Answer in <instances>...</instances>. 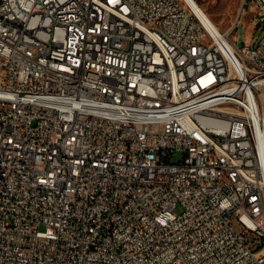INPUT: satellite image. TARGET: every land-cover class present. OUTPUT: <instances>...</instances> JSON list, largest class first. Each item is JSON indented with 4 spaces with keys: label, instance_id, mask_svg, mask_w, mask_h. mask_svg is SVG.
I'll use <instances>...</instances> for the list:
<instances>
[{
    "label": "built area",
    "instance_id": "1",
    "mask_svg": "<svg viewBox=\"0 0 264 264\" xmlns=\"http://www.w3.org/2000/svg\"><path fill=\"white\" fill-rule=\"evenodd\" d=\"M249 1L0 0V264H264Z\"/></svg>",
    "mask_w": 264,
    "mask_h": 264
},
{
    "label": "rangeland",
    "instance_id": "2",
    "mask_svg": "<svg viewBox=\"0 0 264 264\" xmlns=\"http://www.w3.org/2000/svg\"><path fill=\"white\" fill-rule=\"evenodd\" d=\"M198 2L206 10L211 20L223 32L229 30L232 26L241 5V0H198ZM248 4L245 6L240 23L232 35L239 45H242L244 42L247 44L255 43L264 34V21L258 28L251 23L250 20L253 17L254 8L252 7L253 3L251 0ZM262 14L264 15V10Z\"/></svg>",
    "mask_w": 264,
    "mask_h": 264
},
{
    "label": "bare ground",
    "instance_id": "3",
    "mask_svg": "<svg viewBox=\"0 0 264 264\" xmlns=\"http://www.w3.org/2000/svg\"><path fill=\"white\" fill-rule=\"evenodd\" d=\"M192 1L201 10V12L203 14V17L206 20L207 24L211 28L220 31V28L211 20L210 16L206 12V10H204V8L200 5V3L198 2V0H192ZM252 233H254V234H261V226H252Z\"/></svg>",
    "mask_w": 264,
    "mask_h": 264
}]
</instances>
